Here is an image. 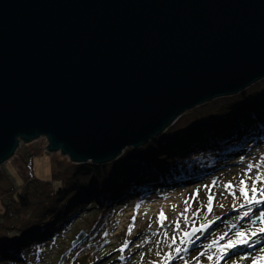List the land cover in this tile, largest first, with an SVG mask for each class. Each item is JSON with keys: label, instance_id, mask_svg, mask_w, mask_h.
Returning <instances> with one entry per match:
<instances>
[{"label": "water", "instance_id": "obj_1", "mask_svg": "<svg viewBox=\"0 0 264 264\" xmlns=\"http://www.w3.org/2000/svg\"><path fill=\"white\" fill-rule=\"evenodd\" d=\"M262 80L264 0H0V167L40 138L109 164Z\"/></svg>", "mask_w": 264, "mask_h": 264}, {"label": "rangeland", "instance_id": "obj_2", "mask_svg": "<svg viewBox=\"0 0 264 264\" xmlns=\"http://www.w3.org/2000/svg\"><path fill=\"white\" fill-rule=\"evenodd\" d=\"M249 137L256 138L248 141L247 149L222 157L205 172L192 171L189 180L181 172L169 176L171 178L152 170L137 172L135 192L127 198L117 203L114 200L105 212L99 205L82 210L53 241L39 243L38 249L28 250L22 262L0 261V264H59L81 232L86 233L87 238L64 264H253L254 257L264 255V233L259 231L264 223L258 219L264 211V203H248L240 195L239 181L245 179V174L252 178L264 175V167H257L264 165V137L255 134ZM47 146L46 138L29 145L22 142L15 154L26 157L29 149L38 153L33 158V166L39 181L52 179L54 172L59 171L58 161L71 162L61 152L48 153ZM10 160L1 166L8 174L0 171V183L21 186ZM249 164L253 165L251 171ZM177 177L180 178L177 180ZM246 183L250 187L252 180ZM229 184L231 188L227 187ZM260 188H264V183L257 182L255 195L257 200H264ZM209 195L214 197L210 204ZM252 195L249 191V197ZM157 200H169L171 204L157 211L146 206ZM161 212L167 218L163 226L158 222ZM102 217L107 219L99 225ZM241 232L243 237L237 235ZM209 245L213 246L209 248Z\"/></svg>", "mask_w": 264, "mask_h": 264}, {"label": "trees", "instance_id": "obj_3", "mask_svg": "<svg viewBox=\"0 0 264 264\" xmlns=\"http://www.w3.org/2000/svg\"><path fill=\"white\" fill-rule=\"evenodd\" d=\"M263 132L264 81L187 113L164 135L141 149L127 150L110 166L60 160L52 179L39 181L33 166L38 153H17L10 163L21 186L0 183V261L22 262L28 250L53 241L82 210L99 205L105 212L114 200L127 198L135 192L137 172L152 170L165 178L181 172L189 180L192 171L205 172L222 157L244 151L256 138L249 136L264 137ZM0 171L8 174L3 167ZM106 219L102 217L99 225Z\"/></svg>", "mask_w": 264, "mask_h": 264}, {"label": "snow or ice", "instance_id": "obj_4", "mask_svg": "<svg viewBox=\"0 0 264 264\" xmlns=\"http://www.w3.org/2000/svg\"><path fill=\"white\" fill-rule=\"evenodd\" d=\"M257 167H264V165H259ZM253 168V165L249 164L248 165V169L249 171H251ZM251 179L252 180V184L251 186L249 187V185L246 183V180H249ZM257 182H260V183H264V175H258V176H255L254 178L252 177H248L247 174H245V179H242L239 181V192H240V195L242 197H244V199L248 202V203H255V204H260V203H264V200H257L256 198V193L258 191L257 189ZM228 188H231L232 185L229 184L227 185ZM249 191L253 194L251 197H249ZM259 193L261 195V197H264V188H260L259 189ZM198 195V193H197ZM213 196L212 195H209L208 197V202L209 204L211 203V201L213 200ZM188 211V209L186 208L185 209V212ZM209 211H211V209L209 208ZM245 215H248V213H245ZM167 218L164 216L163 212L160 213V216L158 217V222L161 223V226H163V221L166 220ZM258 219L261 220L262 223H264V211L260 212L259 214V217ZM255 222V221H253ZM131 227H134V225H132ZM260 233H264V227H261L259 229ZM130 234V233H129ZM165 235H167V233H165ZM238 236L240 237H243L244 236V233H237ZM221 239H223V237H221ZM213 245H209L208 247L211 248ZM234 246V244L232 245ZM125 247H127V242L125 243ZM123 249H121L122 251ZM177 252L180 251V249H176ZM201 255H205V253H201ZM168 259V258H166ZM209 260L212 259L211 256L208 257ZM253 264H264V255L262 256H258V257H254L253 258Z\"/></svg>", "mask_w": 264, "mask_h": 264}, {"label": "bare ground", "instance_id": "obj_5", "mask_svg": "<svg viewBox=\"0 0 264 264\" xmlns=\"http://www.w3.org/2000/svg\"><path fill=\"white\" fill-rule=\"evenodd\" d=\"M262 81H264V80H262ZM262 81H260V82H258L257 84H259V83H261ZM257 84H255V85H257ZM255 85H253V86H255ZM252 86V87H253ZM248 89H250V88H248ZM248 89H246V90H248ZM245 90V91H246ZM244 92V91H243ZM242 93V92H241ZM235 96H237V95H235ZM198 108H200V107H198ZM197 109V108H196ZM195 110V109H194ZM182 118V117H181ZM181 118L179 119V120H181ZM178 120V121H179ZM177 121V122H178ZM176 122V123H177ZM175 123V124H176ZM174 124V125H175ZM174 125H172V126H174ZM119 159H117V160H115V161H118ZM170 204H171V201H159V200H157V202H150V203H148L146 206H149L150 208H153V210L154 211H157L159 208H166V207H168V206H170Z\"/></svg>", "mask_w": 264, "mask_h": 264}]
</instances>
